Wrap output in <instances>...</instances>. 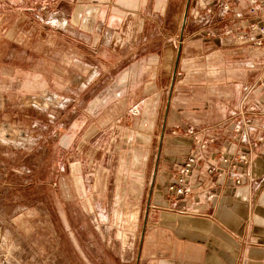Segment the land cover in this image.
Segmentation results:
<instances>
[{
    "label": "rangeland",
    "instance_id": "374dc122",
    "mask_svg": "<svg viewBox=\"0 0 264 264\" xmlns=\"http://www.w3.org/2000/svg\"><path fill=\"white\" fill-rule=\"evenodd\" d=\"M236 3L0 0V264H136L184 135L169 118L198 121L216 73L242 67L217 58Z\"/></svg>",
    "mask_w": 264,
    "mask_h": 264
},
{
    "label": "crops",
    "instance_id": "0c3cea01",
    "mask_svg": "<svg viewBox=\"0 0 264 264\" xmlns=\"http://www.w3.org/2000/svg\"><path fill=\"white\" fill-rule=\"evenodd\" d=\"M236 2L230 18L234 30L251 22L264 24V12L250 14L247 0ZM223 51L218 59L225 63L234 60V66L242 67H225L216 73L218 81L212 88L215 93L209 99L204 98L206 110L198 121L183 123L178 114H173L166 125L170 129L179 125L184 130L194 128L203 135L217 136L219 147L228 145L231 140L233 124L226 127L223 124L235 112L242 87L255 80L258 70L264 66V49L255 50L232 41L231 48L225 47ZM201 86L207 93L205 83ZM172 90L176 91L175 85ZM255 132L261 131L257 127ZM168 143L165 154L168 164L154 170L151 189L154 175L160 174L161 179L166 177V184L175 174V166L190 151L191 140L184 135L169 139ZM158 155L161 158L163 152L159 151ZM238 171L243 176L241 185L227 178L223 185L205 190L198 198L180 200L176 206L167 196L165 185L155 192L143 216L136 264H264V143L255 150L252 164ZM141 187L142 182L135 181L133 193L139 195ZM210 193L214 198H208Z\"/></svg>",
    "mask_w": 264,
    "mask_h": 264
},
{
    "label": "built area",
    "instance_id": "2783aa9c",
    "mask_svg": "<svg viewBox=\"0 0 264 264\" xmlns=\"http://www.w3.org/2000/svg\"><path fill=\"white\" fill-rule=\"evenodd\" d=\"M249 13L264 12V0H247ZM225 12L231 11L224 5ZM237 14L238 11L234 9ZM236 33V40L255 50L264 48V24L248 23ZM231 126V140L228 145L219 147L217 136L203 135L194 128H186L184 136L191 140L190 151L175 166V174L165 184L167 196L176 202L198 198L205 190L223 185L229 178L235 185H241L243 176L238 169L249 167L255 157V150L264 143V66L252 82L244 84ZM260 133H255V128ZM173 135L177 132L172 131ZM227 165V168H224ZM214 198V194H208Z\"/></svg>",
    "mask_w": 264,
    "mask_h": 264
}]
</instances>
